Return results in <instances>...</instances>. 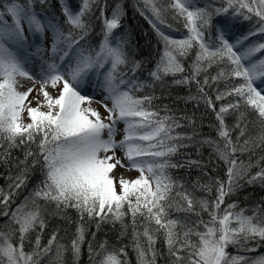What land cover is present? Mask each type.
<instances>
[{"label":"snow or ice","instance_id":"obj_1","mask_svg":"<svg viewBox=\"0 0 264 264\" xmlns=\"http://www.w3.org/2000/svg\"><path fill=\"white\" fill-rule=\"evenodd\" d=\"M60 2L67 30L53 19L45 20L36 11V5L44 6L49 0H25L23 4L17 0H4L0 4V141H7L8 149H11L25 143H37L39 137L38 151L25 152V160L21 161L25 167L10 188L19 189L25 184L29 167L39 165L43 173L40 184L10 214V224L18 226L11 235L19 232V244L14 245L10 235L0 231V264H40L41 258L51 252L56 233L43 247L37 235L35 248L31 252L24 251L27 234L37 227L41 230L45 227L42 212L46 207L39 204L41 200L45 205L54 204L57 215L73 208L81 219L85 215L89 219L98 218L97 228L104 222H119L126 229L124 217L130 214L137 264H156V237L149 227L152 223L157 226L155 232L163 231L170 264H264V256L249 260L227 252L229 245L252 251L246 247L248 241H264V210L257 209L252 215H246L244 209L234 211L237 205L233 203L220 213L225 196L241 187V179H246L249 184L264 181V168L249 177L253 165H245L243 161L238 163L234 158L237 152L251 150V141L246 139L240 144L237 137V142L233 143L224 119L230 109H235L239 113L235 127L240 128V136H244L246 125L242 128L240 121L245 113L239 112L243 104L264 124V42L255 41L244 46L250 37L264 34V0H225L227 6L219 8L211 4L198 6L197 0H170L163 9L157 7L156 0H143L160 23H164L162 13L173 10V19L183 18L189 33L184 39H172L149 20L164 42L159 61L148 73L151 82L137 77L142 63L129 60L126 42L112 43L113 31L120 26L123 15L121 5L113 9L110 19H103V39L98 49H93L85 40L91 27L86 17L98 0H81L77 11L71 10L65 0ZM229 9H233V18L242 16L250 20L251 15L242 12L243 9L258 17V27L235 43L225 38L232 24L227 19ZM138 11L144 15L143 10ZM101 16H104L103 10ZM214 16L225 17L216 21L218 46L205 42V32L212 27ZM25 25L29 35H25ZM193 47H198V51L190 75H181L186 71L181 58L187 57ZM30 60L39 62L38 90L35 89L37 78L26 67ZM213 65L227 67L221 68L215 76H205L201 82L200 74ZM121 66L127 67V71H121ZM168 76L174 78L172 83L175 85L195 83L199 97L190 95L186 99L199 98L216 112L217 133L223 147L212 139L199 141L201 145L213 147L219 159L228 165L227 183L215 181L217 195L214 201L194 198L169 172V169L184 166L174 163L171 158L179 148L187 147L181 141H192L194 137L173 134L181 125L174 117H160L151 109L153 95H135L145 88L151 89L157 82L164 84ZM232 78H239L241 82L219 92L216 100L232 95L237 99L222 105L217 112L205 86L209 85V79L218 82ZM22 79L31 81L33 86L20 91ZM93 80L104 93L97 101L107 113L103 119L90 106L95 97L84 91L92 86ZM59 85L62 87L58 89ZM57 89L58 94H54ZM34 91L33 99L28 100ZM108 101H111V107ZM25 111L30 120L27 124L22 119ZM120 123L124 125L123 138L117 141ZM105 132L107 138H104ZM259 143L264 144V134L259 137ZM0 147H3L2 143ZM117 149L122 151L123 158L116 155ZM6 155H10L7 150ZM6 155H0V159H6ZM28 157H33L30 166ZM188 164L199 165V161H188ZM117 166L127 171L135 170L140 175L133 180L122 175L117 178L113 174ZM199 186L204 191H212L211 183ZM12 194L5 195L0 190V215L9 216L7 209ZM197 205L199 211H196ZM170 211L192 214L199 219H173ZM202 213H207L209 219L204 220ZM137 216L146 222L142 233L146 247L141 245V233L136 231ZM83 241L84 228L79 226L76 238L71 242V251L77 261ZM99 248L100 251H95L89 245L90 260L104 252L106 245L101 244ZM63 251L64 246L57 244V258ZM120 251L123 253V249ZM99 264L125 262L116 253L106 252Z\"/></svg>","mask_w":264,"mask_h":264},{"label":"trees","instance_id":"obj_2","mask_svg":"<svg viewBox=\"0 0 264 264\" xmlns=\"http://www.w3.org/2000/svg\"><path fill=\"white\" fill-rule=\"evenodd\" d=\"M3 2L4 0H0V4ZM17 2L23 4L25 0H17ZM169 2L170 0H156L157 7L161 9ZM66 3H69V6L75 9L79 1L68 0ZM118 4L123 9V15L120 19V26L113 31L112 37L119 36L122 42H126L124 46L125 51L129 53V60H137L142 63L141 70L136 73L137 77L142 81L151 82L148 73L155 68L157 61H159L164 51V42L157 34L156 29L149 23V20L154 21L158 28L169 32L177 38L187 37L189 35L188 30L184 27V20L180 17L173 19L174 11L169 9L162 13L164 23H160L155 19L150 9L145 7L143 0H98V3L93 6L89 16L86 17L91 27L85 40L93 49H98V45L103 39V19L105 17L109 18L113 9ZM197 4L201 7L211 4L214 8L227 6L225 0H197ZM138 9L143 10L144 15H141ZM101 10L104 13L103 17L101 16ZM36 11L40 12L46 19H53L54 22L60 23L65 30L68 29V25L65 23L66 17L62 13L60 0H49V3L44 6L36 5ZM241 11L251 15L252 18L250 20H245L242 16L233 18V9H229L227 19L232 21V24L225 33L229 38L235 36L242 38L250 30L258 27V17L247 13L246 9ZM224 18V16L213 17L212 27L205 32V42H209L212 45L216 44L219 34L216 21ZM259 35L264 37V34ZM81 43H84V41H81ZM197 51L198 47H193L187 57L181 58V63L186 70L181 75H190L189 70ZM224 67L227 66L213 65L207 72H202L198 79L202 82L205 76L209 78L215 76ZM121 71H127V67L121 66ZM173 79L172 76L165 77L164 84L157 82L151 89L145 88L143 91L136 92L135 95H153L155 99L152 100L151 109L158 112L160 117H174L181 125V127L174 129L173 134L179 133L194 137L192 141H181L187 147L179 148L177 154L171 158L174 163H179L184 166L169 169V172L175 180L184 185V188L194 198L207 199L211 202L215 200L217 195L215 181L219 180L225 184L227 183L228 165L219 159L213 147L207 144L201 145L199 141L212 139L217 141L222 148L223 141L217 133L219 121L216 119V112L208 107L203 100L199 98L195 100L186 99L190 95L199 97L195 83L190 85H175L172 83ZM240 82L239 78H232L227 81L221 79L218 82H212L209 79V85L205 86L204 90L211 98L217 112L222 105H227L229 102L234 103L237 98L232 95L226 96L221 100H216V95L219 92H225L230 86L239 84ZM239 112L245 113L244 119L240 121L242 128L246 125L244 136H240V128L235 127L239 115L235 109H230L229 114L225 115L224 119L230 130L233 143L237 142V137H239L240 144H243L246 139L251 141V150L242 153L237 152L234 156L238 163L243 161L245 165L249 163L253 165L248 174L250 177L264 168V159H262L264 158V144L259 143V137L264 134V124L260 123L253 110L250 108L246 109L243 104H241ZM38 141L39 137H37V143ZM0 143L3 144V147H0V155H6V150L10 152V155H6V159H0V190L5 195L9 194V192L13 193L7 209L9 216L0 215V231L9 234L11 242L14 245H18L19 232L17 231L15 235H11V232L18 226L10 224V214L17 206L23 204L25 198L29 197L36 186L40 184L43 180V173L40 171L39 165L35 168L29 167L26 173L25 184L19 189L10 188V185L15 183V178L21 174L25 167L21 163V161L25 160V152L28 150L34 153L37 152V143H25L11 149H8L7 141H0ZM258 144L259 146H257ZM32 159L33 157H28L29 166L31 165ZM188 161H199V165L193 164L189 166ZM209 183L212 184L211 192L204 191L199 186ZM239 184L241 187L233 194L225 196L224 203L220 206V213L223 214L228 205L233 203L237 205L234 211L244 209L246 215H252L253 211L257 209L264 210V181L257 180L249 184L246 179H241ZM39 204L46 207V210L42 212L45 227L43 230L37 227L35 231L27 234L24 241V251L26 253L31 252L35 248L37 235L40 236L41 247H43L48 244L53 233H56V243L53 244L51 252L41 258L40 264H94V261L95 264H99L101 258L108 251L116 253L125 264H137V253L134 250L133 225L130 214L124 217L123 223L127 225L126 229L122 228L119 222L115 224L104 222L97 228L98 218L89 219L85 215L81 219L79 213L73 208H69L64 213L57 215L55 214L54 204L45 205L43 200L39 201ZM196 211H199L198 205L196 206ZM169 215L173 219H183L185 217L190 221L199 219L195 215L177 213L175 211H170ZM202 218L208 220V214L202 213ZM145 223L142 217L137 216L136 231L141 233L140 243L146 247V238L142 235ZM79 226L84 228V241L81 244V252L77 261L71 251V242L76 238V230ZM149 227L153 230V234L156 237V243L154 245L158 253L156 264H170L167 246L164 243L163 231L155 232L154 230L157 226L154 223L149 225ZM57 244L63 245L65 248V251H63L59 258L56 256ZM101 244L106 245L105 251L100 252L99 256H94L90 260L89 245L92 246L93 250L100 251L99 246ZM246 247L253 250L245 251L242 248L238 249L236 246L229 245L227 252L232 255L248 257L255 251H259L264 256V241L258 243L255 240H250ZM121 249H123V253H121Z\"/></svg>","mask_w":264,"mask_h":264},{"label":"rangeland","instance_id":"obj_3","mask_svg":"<svg viewBox=\"0 0 264 264\" xmlns=\"http://www.w3.org/2000/svg\"><path fill=\"white\" fill-rule=\"evenodd\" d=\"M78 1H79V4H78V6H77L75 9H74L73 7L70 6L71 10H73V11H77V10L79 9L80 4H81V0H78ZM65 2H68V0H65ZM67 4L69 5V3H67ZM38 13H39V12H38ZM111 14H112V13H111ZM42 16H43V15H42ZM43 18L45 19L44 16H43ZM110 18H111V15L109 16V19H110ZM45 20H46V19H45ZM159 29H160V31H162L165 35L169 36V37L172 38V39L179 40V39H184V38H186V37L177 38V37H174V35L170 34L169 32H167V31H165V30H163V29H161V28H159ZM25 35H29L28 32H27V26H26V25H25ZM225 38L228 39L230 43H235V41H236L237 39H240L241 37L235 36V37H233V38H229V37L226 36V34H225ZM111 40H112L113 45H115V43H116L117 40L121 41L120 38H119V36L111 37ZM255 41L264 42V37H263V36H260L259 34L256 35V36H253V37L249 38V40H247V41L244 42V46H246L247 44H250V43H252V42H255ZM30 42H31V37H30ZM121 42H122V41H121ZM207 43H208L209 45H211V46H218V41H216V44H214V45H212V44L209 43V42H207ZM242 47H243V46H242ZM257 55L259 56L260 54H257ZM26 67H27V70H28V71H29L34 77L37 78V83L35 84V89L38 90L39 87H40V83H39V76H40L39 62H38V61H32V60H30L29 63H28V65H27ZM21 83L23 84V87H21V88L19 89L20 91H25V90H27L28 87H32V86H33V85H32V82H31V81H28V80H26V79H22V80H21ZM235 85H238V84H235ZM59 87H62V85H59V86H58V89H59ZM58 89H57V92L54 93V94H58ZM49 90H51V89H50V86H49ZM84 91L87 92L88 95H90V96H94V97H95V99L92 101V103H91L90 106H91L92 108L96 109V110L100 113L101 118L103 119V118L107 115V113L105 112V110H104V108L101 106V104H99V103L97 102V101H100V100L103 98L104 93H103L102 88L96 86V81L93 80L92 86H90V87L84 89ZM35 94H36V93H35V91H34L33 94L30 95V96L28 97V100H32V99H33V96H34ZM26 103H27V102H26ZM107 103H108V106L111 107V101H108ZM32 106L34 107V106H35V103H33ZM42 110H46V109H42ZM22 119H23V123H25V124H27V123L30 122V120H29V118H28V116H27V112H26V111L23 113V118H22ZM123 128H124V125H123L122 123H120V124L117 125V131H118V134H117L116 137H115V139H116L117 141H119V140H121V139L123 138V131H122ZM104 138H107V133H106V132H105V134H104ZM109 154H111V153H109ZM102 155H103V154H102ZM116 155H117L118 157L123 158V153H122V151L119 150V149L116 150ZM123 162H124L125 164H127V161H126V160H124ZM113 174H114L117 178H119V177L122 175L125 179H129V180L136 179V178L140 175V173L137 172V171H135V170L127 171L126 169L121 168L120 166H117V168H116V170H115V172H114ZM119 190H120V189H119V186L117 185V191L119 192ZM108 252H110V251H108ZM105 254H106V253H105ZM105 254H104V255H105ZM230 255H232V254H230ZM261 256H263V254H262L261 252H259V251H255L254 253H252L251 255H249L247 258H248L249 260H251V259H258V258H260Z\"/></svg>","mask_w":264,"mask_h":264}]
</instances>
